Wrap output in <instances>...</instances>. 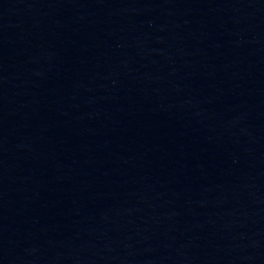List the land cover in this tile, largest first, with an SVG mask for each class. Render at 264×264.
<instances>
[{
    "label": "water",
    "instance_id": "95a60500",
    "mask_svg": "<svg viewBox=\"0 0 264 264\" xmlns=\"http://www.w3.org/2000/svg\"><path fill=\"white\" fill-rule=\"evenodd\" d=\"M264 221V0H0V264H246Z\"/></svg>",
    "mask_w": 264,
    "mask_h": 264
}]
</instances>
